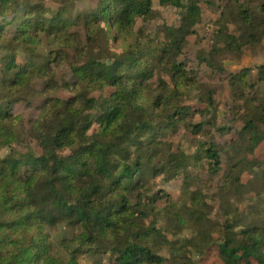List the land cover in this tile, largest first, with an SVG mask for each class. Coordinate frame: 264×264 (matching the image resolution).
<instances>
[{"label":"trees","instance_id":"1","mask_svg":"<svg viewBox=\"0 0 264 264\" xmlns=\"http://www.w3.org/2000/svg\"><path fill=\"white\" fill-rule=\"evenodd\" d=\"M159 5L181 12L179 25L164 29V44L153 56L175 84L169 90L165 85L155 98L146 102L142 97L138 103L153 70L149 63L148 67L142 63L136 44H128L122 54L110 49L112 44L133 39L138 19L154 17L152 0H97L93 13L70 18L65 16L66 7L49 14L43 4L0 0V71L2 87L8 92L0 104V264H78L79 255L94 259L107 254L112 256L111 264H198L193 257L212 246L223 264H264V221L228 208L232 220L213 223L208 206L195 193L183 201L167 199L160 207L159 193L146 196L151 189L144 175L156 156V136L180 120L195 134L203 126L188 123L191 113L186 106L173 107L181 89L196 87L178 57L201 20V9L194 0H159ZM247 24L248 37L254 40L257 28L250 21ZM82 31L87 35L85 46L75 42ZM219 38L229 47L239 42L233 35L219 33ZM98 41L111 62L90 50ZM70 49L83 60L72 66L75 82L61 86L71 96L47 99L32 121L40 154L20 153L13 145L21 120L10 108L17 99L54 91V70ZM18 51L25 56L21 63ZM35 80L43 82L39 92L33 87ZM105 88L112 93L90 96ZM205 104L213 105L211 94ZM162 112L166 125L156 123ZM258 123H264V107L251 111L244 122L240 136L244 135L249 152L264 140ZM147 134L153 140H146ZM4 148L10 151L2 157ZM203 153L210 168L218 171L217 149L209 146ZM23 168L30 173L23 174ZM249 169L247 160L231 165L222 189L225 198L247 191L241 177ZM150 217L153 220L148 222ZM161 222L165 228L158 227ZM58 226L66 232L55 244L50 231ZM188 231V237L169 238ZM212 234H217V241ZM61 250L66 259L60 257Z\"/></svg>","mask_w":264,"mask_h":264},{"label":"rangeland","instance_id":"2","mask_svg":"<svg viewBox=\"0 0 264 264\" xmlns=\"http://www.w3.org/2000/svg\"><path fill=\"white\" fill-rule=\"evenodd\" d=\"M27 1L43 4L49 10V14L60 7H66L68 10L66 18L75 14L93 13L97 4V0ZM194 1L198 2L201 9V20L195 26L194 33L187 38L178 62L183 63L184 68L189 72V80L195 81L198 89L196 87L185 91L181 89L180 100L175 101L173 107L186 106L191 113L187 118L188 123L202 124V131L198 134L193 133L190 129H186L183 121L180 120L174 127H166L156 136L159 142L157 149L153 150L156 156L144 175L146 186L151 189L146 196H152L154 192L159 193L162 196L157 201L160 207L167 199L172 202L183 201L189 199L191 193H195L199 194L208 206L209 218L213 223L224 224L232 220V217L227 215L228 208L229 210L237 208L243 215L250 214L259 221H264V140L253 152H249L246 150L248 145L242 140L244 135L240 136L244 122L251 111L264 107V0ZM152 4L154 17L147 20L138 19L133 39L127 44H112L110 49L115 54H122L128 44L129 46L136 44L135 46L140 48L142 63L145 65L149 63V67L146 66L153 70L151 79L145 82L146 91L144 90L138 103H142V97L148 102L149 97L155 98L165 85L169 90L175 84V81L165 74V70L158 67L159 64L153 60V56L154 53H159L164 44V29L179 25L181 12L171 6H160L159 0H152ZM248 21L257 28L253 33L254 40L248 37L250 32ZM219 33L233 35L239 42L229 47L219 38ZM86 36L82 31L80 39L77 38L75 42L79 46L87 45ZM95 44L94 47L90 46L94 56L102 58L104 62H111L101 49L104 50L101 41ZM153 50L157 51L153 52ZM24 59L25 56L18 51V62L21 63ZM82 61L72 49L68 50L54 70V81L57 84L54 91L46 92L45 95L36 94L28 100L17 99L11 106L10 112L21 120L18 126V139L13 145L15 150L23 154L27 152L40 154L32 121L39 117L48 98L63 100L71 96V93L61 89V86L63 82L69 84L75 82L71 69L74 65L82 64ZM234 76L240 78L232 79ZM3 80L0 71V104L8 96V92L2 87ZM176 82L180 81L176 80ZM43 86V82L39 80L33 83L37 92L42 90ZM112 91L110 88H105L103 92L96 90L90 96L106 97ZM209 94L213 99L211 107L205 104ZM160 121L165 122L166 125L164 112L156 117V123ZM257 126L264 135V123H258ZM146 140H153L152 134H147ZM209 146L216 148L219 153L218 171L211 169L208 159L204 157L203 150ZM9 151L10 149L4 148L1 156L5 157ZM239 160H247L252 168L246 170L241 177L242 182L248 185L247 191H243L240 196L225 198L222 189L226 175L231 165ZM22 171L23 174L30 173L26 168ZM228 198H230L229 202ZM152 220L153 217H150L148 222ZM158 227L165 228V225L161 222ZM169 228L171 231L175 230L171 226ZM65 232L62 226L51 229L50 233L55 244ZM188 236H190L189 231L181 236H169V238L173 240ZM211 237L213 241H217V234H212ZM160 254L168 256L166 251H160ZM60 257L66 259V254L62 250ZM193 259L198 264H223L217 249L213 246L203 255ZM96 263L111 264L112 256L98 255L94 259H90L87 255L78 256V264ZM248 264L255 262L251 261Z\"/></svg>","mask_w":264,"mask_h":264}]
</instances>
